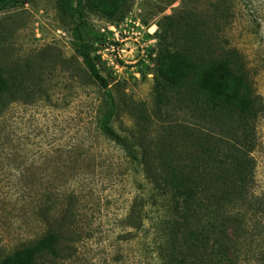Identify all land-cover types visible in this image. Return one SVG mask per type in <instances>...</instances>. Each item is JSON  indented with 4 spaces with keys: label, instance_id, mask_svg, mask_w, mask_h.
Listing matches in <instances>:
<instances>
[{
    "label": "rangeland",
    "instance_id": "obj_1",
    "mask_svg": "<svg viewBox=\"0 0 264 264\" xmlns=\"http://www.w3.org/2000/svg\"><path fill=\"white\" fill-rule=\"evenodd\" d=\"M86 13L105 36L94 57L117 100L115 129L141 158L156 161L167 135L212 118L192 80L158 103L160 52L199 64L235 59L264 102V0H127L119 22ZM75 26L61 0L0 13V75L19 87L18 100L0 106V261L54 232L58 257L39 264H166L168 198L100 131L107 101ZM254 133L252 190L264 200V118ZM244 238L241 264H264V239Z\"/></svg>",
    "mask_w": 264,
    "mask_h": 264
},
{
    "label": "trees",
    "instance_id": "obj_2",
    "mask_svg": "<svg viewBox=\"0 0 264 264\" xmlns=\"http://www.w3.org/2000/svg\"><path fill=\"white\" fill-rule=\"evenodd\" d=\"M36 0H0V13ZM127 0H61V8L76 18L73 38L79 56L105 93L107 111L100 131L144 167L155 190L168 198L169 213L161 225V250L166 264H241L237 245L264 239V200L255 195V128L264 118V102L253 88L245 67L235 59L199 64L181 52H160L156 58V91L163 103L169 91L192 80L207 104L211 120L205 128L181 127L161 143L159 159L141 158L137 148L114 126L117 100L94 57L105 36L92 26L86 9L112 22L124 18ZM18 86L0 75V106L18 100ZM173 135V137H172ZM133 228L135 215H130ZM242 236V237H241ZM60 236L50 232L35 244L3 258L0 264H39L58 257Z\"/></svg>",
    "mask_w": 264,
    "mask_h": 264
},
{
    "label": "built area",
    "instance_id": "obj_3",
    "mask_svg": "<svg viewBox=\"0 0 264 264\" xmlns=\"http://www.w3.org/2000/svg\"><path fill=\"white\" fill-rule=\"evenodd\" d=\"M112 29L115 30V27H113Z\"/></svg>",
    "mask_w": 264,
    "mask_h": 264
}]
</instances>
